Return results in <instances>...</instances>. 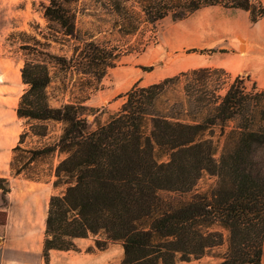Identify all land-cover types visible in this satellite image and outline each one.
I'll list each match as a JSON object with an SVG mask.
<instances>
[{"label":"trees","instance_id":"trees-1","mask_svg":"<svg viewBox=\"0 0 264 264\" xmlns=\"http://www.w3.org/2000/svg\"><path fill=\"white\" fill-rule=\"evenodd\" d=\"M77 1L50 0L44 16L57 27H50L47 43L22 46L28 88L17 115L25 128L12 149L11 172L39 181L46 173L38 166L48 163L54 186L63 189L50 199L45 260L50 250H77L76 239L93 236L99 250L122 245L119 264H180L208 254L220 259L216 264H261L264 89H249L241 75L222 82L232 76L223 68L189 69L149 86L135 84L119 96L125 98L120 110L90 130L86 103L115 63L107 49L77 38ZM97 5L124 35L144 34L169 15L182 20L208 5L247 10L253 22L264 16L260 0ZM57 28L78 40L71 57L46 51L59 40ZM182 79L183 94L169 96L170 85ZM28 140L33 146H24ZM205 176L213 178L207 187ZM0 189L9 193L8 178L0 177Z\"/></svg>","mask_w":264,"mask_h":264},{"label":"crops","instance_id":"crops-1","mask_svg":"<svg viewBox=\"0 0 264 264\" xmlns=\"http://www.w3.org/2000/svg\"><path fill=\"white\" fill-rule=\"evenodd\" d=\"M260 1L264 5V0ZM174 32L178 35L175 41H169L168 36L165 40L170 50H216L212 54L194 57L188 53L187 57L176 58V65L182 66L178 71L200 67L223 68L232 75L244 76L252 81V85L264 89V16L253 22L247 10L208 5L185 19L177 20ZM151 73L146 77L138 75L133 80L134 84L149 86L170 77L173 72L160 67ZM22 86H26L22 80V67L10 57L0 54V130L17 133L9 142L1 139L0 147L13 145L18 137L15 120H23L17 115L20 98L25 92ZM7 115L15 118L14 121H4ZM10 161L9 150L0 152V177H6L10 182L7 195L0 189V216H3L0 219V264H58V252L67 254L73 250L52 249L49 260L44 257L49 204L51 197L56 195L54 180L38 181L25 179L22 175L14 176ZM115 245L123 248L120 243H111L105 250L92 253L78 250L68 264H119L121 255L115 258L110 254ZM211 259L212 264L220 261L213 256ZM261 264H264V245Z\"/></svg>","mask_w":264,"mask_h":264},{"label":"rangeland","instance_id":"rangeland-1","mask_svg":"<svg viewBox=\"0 0 264 264\" xmlns=\"http://www.w3.org/2000/svg\"><path fill=\"white\" fill-rule=\"evenodd\" d=\"M98 0H78L72 7L76 9V36L80 42L94 41L102 48L107 49L113 54L111 62L115 63V67L108 69V73L103 78L102 82L98 85V90L95 91L91 98L87 101L86 110L88 127L90 130H94L99 123L107 121L111 114L120 110L122 104L125 102V98L119 96L129 91L135 84L134 78L138 75L152 74L160 67H165L169 72H173L171 76L177 75L183 71H178L182 66L176 65V58L187 57L188 53L196 57L200 54H212L205 53L199 50L194 51H174L170 50L166 45V36L169 41H175L177 39V33L175 31V25L177 20H174L171 15L162 19L156 26V28L148 27L146 32L137 33L134 35H124L118 28H115L111 17L108 16L106 10H102L97 5ZM50 0H1L0 1V54L10 57L16 65L23 68L27 51L22 48L23 45L34 44V39L39 43H47L45 36L51 33L50 27L56 28V24L50 23L44 16V6L48 5ZM59 30V40L52 42L46 51L58 56L71 57L73 53V47L78 44L76 37L70 39L64 36L63 29ZM43 51L44 46H38ZM214 53V52H213ZM115 55L117 57H115ZM150 67L151 71H144L141 67ZM232 75V74H231ZM80 75L76 74L72 77L69 87H72L73 82L78 81ZM153 77V75H151ZM236 75H232L230 78L223 77L222 82L230 84L234 81ZM162 81V80H160ZM159 81V82H160ZM185 79L181 82L170 85L169 96L174 94H183ZM96 85V84H95ZM247 86L250 89L252 87V81L247 80ZM28 86H22V90H26ZM69 88V89H70ZM92 86L91 89H94ZM221 94L225 93V90L220 91ZM116 95V96H114ZM69 94L65 96L64 101H68ZM15 118L7 115L4 121H14ZM2 121V120H1ZM18 137L13 145H4L0 147V152L4 153L6 150L10 152V160L13 156L12 149L18 144L19 136L24 130V120H18ZM53 127V125H52ZM55 133H59V126L55 127ZM17 133L14 130H0V140H9L16 137ZM26 147L33 146V143L28 140L24 144ZM58 162L54 160V164ZM40 167V168H39ZM37 168V167H36ZM39 169H44L46 175L40 181L54 180L53 175H49V165L45 163L38 166ZM23 176V175H22ZM21 176V177H22ZM27 179L26 177H23ZM213 182V178L205 176L201 180V185L207 187V185ZM62 188H56L54 193L60 194ZM3 216H0L2 219ZM77 250L68 252H58V264L59 263H71L73 257L76 255V251L83 250L85 253H92L99 250L95 244V238L93 236L87 238L76 239ZM121 249V251H120ZM110 254L115 258L121 255L124 256L123 248L119 245H115L111 248ZM211 254L205 255L201 259L194 260L193 264H212Z\"/></svg>","mask_w":264,"mask_h":264}]
</instances>
